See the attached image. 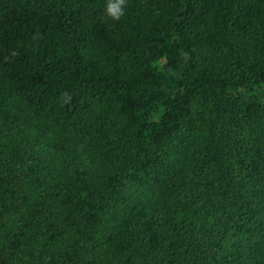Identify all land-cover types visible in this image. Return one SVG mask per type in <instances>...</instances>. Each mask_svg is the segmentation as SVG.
<instances>
[{"label":"trees","instance_id":"16d2710c","mask_svg":"<svg viewBox=\"0 0 264 264\" xmlns=\"http://www.w3.org/2000/svg\"><path fill=\"white\" fill-rule=\"evenodd\" d=\"M0 0V264H264V0Z\"/></svg>","mask_w":264,"mask_h":264},{"label":"clouds","instance_id":"9594fccd","mask_svg":"<svg viewBox=\"0 0 264 264\" xmlns=\"http://www.w3.org/2000/svg\"><path fill=\"white\" fill-rule=\"evenodd\" d=\"M123 4L124 0H107L104 8L105 15L113 20H119L123 15Z\"/></svg>","mask_w":264,"mask_h":264}]
</instances>
